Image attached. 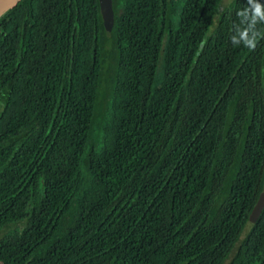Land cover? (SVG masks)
<instances>
[{"label":"trees","instance_id":"obj_1","mask_svg":"<svg viewBox=\"0 0 264 264\" xmlns=\"http://www.w3.org/2000/svg\"><path fill=\"white\" fill-rule=\"evenodd\" d=\"M219 1L0 14V264H264V40Z\"/></svg>","mask_w":264,"mask_h":264},{"label":"clouds","instance_id":"obj_2","mask_svg":"<svg viewBox=\"0 0 264 264\" xmlns=\"http://www.w3.org/2000/svg\"><path fill=\"white\" fill-rule=\"evenodd\" d=\"M235 14L237 20L232 24L229 42L233 47L255 50L258 43L264 40V3L246 0Z\"/></svg>","mask_w":264,"mask_h":264},{"label":"water","instance_id":"obj_3","mask_svg":"<svg viewBox=\"0 0 264 264\" xmlns=\"http://www.w3.org/2000/svg\"><path fill=\"white\" fill-rule=\"evenodd\" d=\"M15 1L16 0H14L8 7H10ZM98 5H99V11H100L103 26L105 30L108 31L113 21V11H112V6H111V0H98ZM8 7H6L4 10H6ZM3 11H1L0 14Z\"/></svg>","mask_w":264,"mask_h":264},{"label":"rangeland","instance_id":"obj_4","mask_svg":"<svg viewBox=\"0 0 264 264\" xmlns=\"http://www.w3.org/2000/svg\"><path fill=\"white\" fill-rule=\"evenodd\" d=\"M229 1L230 0H221V2L219 1L217 8L218 9L221 8L223 5L227 4ZM263 202H264V180H263V184H262L261 190H260V192L258 194V198H257V200L255 202V205L251 209V212H250V214L248 216V219H247V222H246L247 224L245 225L243 232L248 227V225H249L248 223L251 222L254 219V217L256 216V214L258 213V211L260 210Z\"/></svg>","mask_w":264,"mask_h":264},{"label":"bare ground","instance_id":"obj_5","mask_svg":"<svg viewBox=\"0 0 264 264\" xmlns=\"http://www.w3.org/2000/svg\"><path fill=\"white\" fill-rule=\"evenodd\" d=\"M14 0H0V12L8 7ZM4 12V11H3Z\"/></svg>","mask_w":264,"mask_h":264}]
</instances>
